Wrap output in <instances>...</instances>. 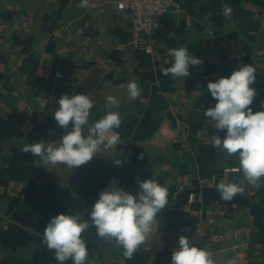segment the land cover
<instances>
[{
    "label": "crops",
    "instance_id": "1",
    "mask_svg": "<svg viewBox=\"0 0 264 264\" xmlns=\"http://www.w3.org/2000/svg\"><path fill=\"white\" fill-rule=\"evenodd\" d=\"M179 1L182 12L149 54L130 43L129 18L113 0L86 8L80 0H0V264H57L42 242L48 219L66 212L88 220L113 176L133 192L137 179L154 178L168 187L169 204L131 259L90 227L82 233L86 264H169L177 238L209 217L224 233L211 249L215 264H264V183L249 185L238 156L213 148L212 137L224 133L204 115L215 103L207 82L240 64L256 68L253 110L264 101V0ZM181 46L202 63L186 78L164 75L169 49ZM132 80L142 88L135 100L127 96ZM76 93L95 100L90 124L104 116L108 95L120 100L121 143L72 170L35 165L25 145L59 139L56 99ZM220 182L244 191L225 201Z\"/></svg>",
    "mask_w": 264,
    "mask_h": 264
},
{
    "label": "clouds",
    "instance_id": "2",
    "mask_svg": "<svg viewBox=\"0 0 264 264\" xmlns=\"http://www.w3.org/2000/svg\"><path fill=\"white\" fill-rule=\"evenodd\" d=\"M88 4L89 0H80L79 6L86 8ZM222 12L230 17L232 7L225 4ZM168 54L172 60L169 67L161 69L164 75L186 78L193 66L202 63L186 46L170 48ZM255 80L256 68L252 64H240L229 75L209 80L206 87L215 103L204 108V115L224 133L223 137H212L213 148L236 154L239 170L248 184L259 188L264 183V101L256 111L251 107L256 96V89L251 86ZM126 88L130 100H135L142 92L135 80L129 81ZM106 101L104 116L90 124L95 100L86 93L61 95L56 99L58 107L53 118L65 131L58 140L30 143L25 145L24 151L38 158L34 162L37 166L60 167L63 164V169L72 170L86 164L102 150L117 146L121 143L120 133L116 131L122 122L118 110L120 100L108 95ZM114 163L120 164L121 160H114ZM136 184L137 190L133 192L111 181L91 204L88 220L66 212L48 219L42 242L54 251L57 264L68 260L71 264H86L89 253L82 233L90 227L95 228L99 238L115 239L122 246L124 257H133L153 226L157 227V213L169 204L166 185L154 178L137 179ZM217 191L221 199L229 201L244 189L235 182H220ZM213 256L208 248L197 246L189 237L180 235L169 264H215Z\"/></svg>",
    "mask_w": 264,
    "mask_h": 264
},
{
    "label": "built area",
    "instance_id": "3",
    "mask_svg": "<svg viewBox=\"0 0 264 264\" xmlns=\"http://www.w3.org/2000/svg\"><path fill=\"white\" fill-rule=\"evenodd\" d=\"M113 3L118 11L125 12L129 18L130 43L149 54H152L166 37L170 20L183 10V3L179 0H113ZM111 181H115L124 189L121 179L113 176L97 191L95 200L101 190L110 186ZM193 197V193H190L188 201L191 202ZM184 236L189 237L191 243L211 250L224 238V233L216 223V218L209 217L205 226L197 224Z\"/></svg>",
    "mask_w": 264,
    "mask_h": 264
}]
</instances>
